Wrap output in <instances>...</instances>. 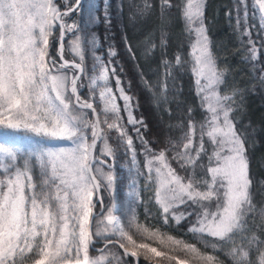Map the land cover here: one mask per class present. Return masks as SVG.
Returning <instances> with one entry per match:
<instances>
[{
  "label": "snow or ice",
  "instance_id": "6c2138e0",
  "mask_svg": "<svg viewBox=\"0 0 264 264\" xmlns=\"http://www.w3.org/2000/svg\"><path fill=\"white\" fill-rule=\"evenodd\" d=\"M162 7L178 8L190 37L187 57L161 61L163 77L190 67L202 117L193 119L189 108L179 139L158 144L146 138L147 125L135 115L138 103L129 95L131 83L126 88L121 80L123 69L117 71L118 52L93 53L86 66L85 48L97 45L82 32L95 17L68 22L82 11V0H0V264H141V257L189 264L169 251L195 264H222L196 243L161 231L172 230L173 222L195 241L213 238L212 248L226 249L228 264H264V211L259 234L249 224L257 208L248 136L237 119L243 94L225 88L227 69L212 51L205 0H163ZM151 8L143 0L130 10L135 18ZM250 9L264 33V0L235 4L246 59L255 61ZM141 79L145 89L152 87ZM118 154L130 165L125 207L114 197L105 204L104 197L115 191ZM140 207L151 223L138 222Z\"/></svg>",
  "mask_w": 264,
  "mask_h": 264
},
{
  "label": "trees",
  "instance_id": "16d2710c",
  "mask_svg": "<svg viewBox=\"0 0 264 264\" xmlns=\"http://www.w3.org/2000/svg\"><path fill=\"white\" fill-rule=\"evenodd\" d=\"M59 2L62 4L63 0ZM142 2L143 0H82V11L74 13L68 22L76 21L83 24L89 15L95 17L94 22L87 24L82 32V35L86 34L89 40L95 39L97 45L95 49L90 46L85 48L86 66L90 68L93 53L106 56L110 47L118 52L117 71L120 72V69H123L120 75L126 88L128 83H131L129 95L138 103L136 117L143 118L147 125L145 136L149 140L163 144L170 139H179L182 126L187 122L189 108L194 110L193 119L197 121L201 119L202 113L198 107V98L194 94L195 86L188 65L183 68L174 67L172 76L167 79L162 74L161 61L163 59L174 63L177 53H182L187 57L190 51V37L180 11L178 8L162 7L163 0H149L152 5L151 11L133 18L131 6L133 3L142 4ZM172 2L179 4L180 0H172ZM252 2L253 0H249V4ZM216 3L219 4L216 5ZM235 4L236 0H205L204 18L218 65L221 69H227L225 88L230 91L232 87H235L243 94V104L237 113V119L238 127L248 136L253 202L257 208L249 224L257 225L259 234L260 212L264 211V117L260 115L264 113V83L261 82L264 80V33H261L258 28V14H255L256 19H253L254 14L250 9L248 24L257 49V59L247 60V38H244V43H242L236 30ZM213 6H217L216 11H212ZM229 13L232 16L231 20ZM222 38L224 42H221ZM162 39L166 42L164 47L161 46ZM57 43L58 41L53 42L50 49L53 55L56 54ZM127 45L131 46L134 56L129 53ZM65 58L70 60L74 58V55L68 51L67 43ZM75 58L78 61L79 58ZM141 76L151 83V88L143 87ZM84 82L88 83V80L85 79ZM162 94L164 99L158 100ZM260 155L261 157L257 160ZM114 166L116 169L115 191L111 195L104 193L105 204H110L114 197L120 207H125L128 185L131 180L128 157L118 154ZM146 200L147 196H145ZM151 211L155 215V206ZM137 214L139 223L152 222L151 218L148 221L145 220L143 207L137 209ZM161 231L187 243H196L202 254L216 256L222 264H228L226 249L225 251L219 248L213 249L212 244L216 241L211 237H207L206 241H195L191 233L179 228L174 222L172 230L161 229ZM143 242H150L152 246L158 247V250L167 251L158 242L147 240ZM169 255L188 259L190 264H195L192 257L183 252L169 251ZM162 259L154 258L153 261L147 262L141 257L140 262L141 264H152ZM164 264L168 262L165 261ZM171 264H175V261Z\"/></svg>",
  "mask_w": 264,
  "mask_h": 264
},
{
  "label": "rangeland",
  "instance_id": "374dc122",
  "mask_svg": "<svg viewBox=\"0 0 264 264\" xmlns=\"http://www.w3.org/2000/svg\"><path fill=\"white\" fill-rule=\"evenodd\" d=\"M219 3H216V5H218ZM217 10V6H213L212 7V11H216ZM221 42H224V38H222L221 39ZM227 49H229V47H227ZM260 115H262L261 117H264V113H262V114H260ZM161 124V123H160ZM165 125V124H164ZM19 142H21V143H24V141L22 140V138H20V137H17L16 138ZM261 157V155L260 156H258L257 157V160L259 159ZM131 175V174H130ZM131 179V178H130ZM190 264V263H189Z\"/></svg>",
  "mask_w": 264,
  "mask_h": 264
},
{
  "label": "water",
  "instance_id": "95a60500",
  "mask_svg": "<svg viewBox=\"0 0 264 264\" xmlns=\"http://www.w3.org/2000/svg\"><path fill=\"white\" fill-rule=\"evenodd\" d=\"M57 48H58V45H57ZM152 264H157L156 262H153Z\"/></svg>",
  "mask_w": 264,
  "mask_h": 264
}]
</instances>
